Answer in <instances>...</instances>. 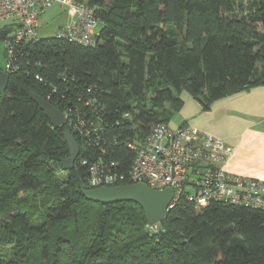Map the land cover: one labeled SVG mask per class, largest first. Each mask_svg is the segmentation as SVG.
<instances>
[{"label":"trees","instance_id":"trees-1","mask_svg":"<svg viewBox=\"0 0 264 264\" xmlns=\"http://www.w3.org/2000/svg\"><path fill=\"white\" fill-rule=\"evenodd\" d=\"M93 46L12 49L0 94V264H264V209L177 201L150 232L133 203L101 204L91 170L130 185L134 151L186 92L203 111L264 86V0H79ZM97 26V27H98ZM34 94L65 117L53 128ZM78 147L70 170L63 133Z\"/></svg>","mask_w":264,"mask_h":264},{"label":"built area","instance_id":"built-area-1","mask_svg":"<svg viewBox=\"0 0 264 264\" xmlns=\"http://www.w3.org/2000/svg\"><path fill=\"white\" fill-rule=\"evenodd\" d=\"M54 5L77 14L75 22L57 29L55 36L83 46L95 44L98 22L93 11L79 0H0V25L5 24L0 31L10 30L0 39L6 59L3 72L11 67L13 47L36 38L40 15ZM129 147L135 153L130 185L141 183L156 191L171 189L173 197L166 214L180 199L200 208L218 202L264 209V182L226 172L229 149L220 139L185 125L172 129L158 124L140 145ZM99 169L97 165L92 168L90 186L113 187V178ZM156 229L157 224L148 225L150 232Z\"/></svg>","mask_w":264,"mask_h":264},{"label":"crops","instance_id":"crops-1","mask_svg":"<svg viewBox=\"0 0 264 264\" xmlns=\"http://www.w3.org/2000/svg\"><path fill=\"white\" fill-rule=\"evenodd\" d=\"M60 9L69 13L61 7ZM44 13L39 17L38 29ZM68 15L73 22L76 14ZM71 24H59L57 29ZM183 109L184 106L176 113L181 119L178 126H189L225 143L229 149L224 165L226 172L264 182V86L219 99L213 102L208 111H203L196 102L197 119H190L186 114L184 116Z\"/></svg>","mask_w":264,"mask_h":264},{"label":"water","instance_id":"water-1","mask_svg":"<svg viewBox=\"0 0 264 264\" xmlns=\"http://www.w3.org/2000/svg\"><path fill=\"white\" fill-rule=\"evenodd\" d=\"M9 33L10 30L0 31V39H4ZM8 78V74L0 69V94L4 93ZM30 98L37 104L53 128L61 127L65 123L61 113L47 101L34 94H30ZM63 138L69 154L66 158L61 159L60 163L63 170H70L77 159L78 147L68 131L63 133ZM81 194L87 200L95 203H133L143 211L147 225L158 224L165 219L166 209L173 197L171 189L156 191L141 183L81 190Z\"/></svg>","mask_w":264,"mask_h":264},{"label":"rangeland","instance_id":"rangeland-1","mask_svg":"<svg viewBox=\"0 0 264 264\" xmlns=\"http://www.w3.org/2000/svg\"><path fill=\"white\" fill-rule=\"evenodd\" d=\"M69 13H66L63 10H61L58 5H54L51 8H49L48 10H46L44 15L41 17V20H40L41 22H40V28L37 30V33H38L37 38L41 39V38L52 37L54 32L59 27V24H62V23H70L71 24V23H73L76 20V17H74L75 20H73V22H72V18H70L71 16L68 15ZM4 25H0V28H2ZM98 30H99V26L96 27V31H98ZM5 61H6V59H5V54H4V43H3V41H0V69L1 70L4 69ZM180 99L184 103L183 104L184 116L186 114V116L190 117V119H193V118L197 119L198 116L195 115L196 114L195 105H196L197 101H195L186 92H182L180 94ZM202 115L203 114H201V117H203ZM179 120H181L180 117L177 114H174L173 117L171 118V120L169 121L168 126L172 129L177 128L178 127L177 124H178ZM189 124H191V123H189ZM211 137H213V136H211ZM213 138H215V137H213ZM224 145H225V143H224ZM226 148H227V146H226Z\"/></svg>","mask_w":264,"mask_h":264}]
</instances>
